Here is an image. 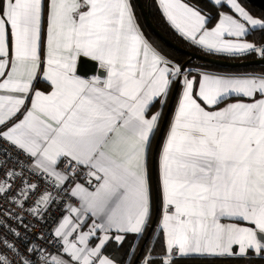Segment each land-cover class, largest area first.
<instances>
[{
    "label": "snow or ice",
    "instance_id": "snow-or-ice-1",
    "mask_svg": "<svg viewBox=\"0 0 264 264\" xmlns=\"http://www.w3.org/2000/svg\"><path fill=\"white\" fill-rule=\"evenodd\" d=\"M155 3L247 70L131 0H0V264H264V12Z\"/></svg>",
    "mask_w": 264,
    "mask_h": 264
},
{
    "label": "trees",
    "instance_id": "trees-1",
    "mask_svg": "<svg viewBox=\"0 0 264 264\" xmlns=\"http://www.w3.org/2000/svg\"><path fill=\"white\" fill-rule=\"evenodd\" d=\"M144 7L146 8L149 18L151 20V22L153 23V25L167 38H169L171 41L175 42L176 44H178L179 46L187 49V50H191L194 51L196 53H200V54H204L206 55L204 52L198 50L197 48L194 47H190L185 41L182 40V38L167 24V22L164 20V18L162 17L161 13L159 12L155 0H141ZM193 3H199L201 7H204L205 10H208V6L209 3L206 0H192ZM131 3L134 6V11H135V15L137 17V21L140 24L142 31L144 32L145 36L147 39H149L150 42H152L154 45H156L157 47L161 48L166 55H169L171 58L176 59V60H180L182 62H184L187 59V55L180 53L168 46H166L156 35L153 34L152 30L149 28V26L147 25V23L144 20V17L140 11V9L138 8V5L136 3L135 0H131ZM245 6L248 7L254 14L259 15L262 12H264L263 10L259 9L258 7H256L255 5H253L252 3H249L247 0H244ZM249 39H252V37H249ZM208 56H212V55H208ZM215 57H219V58H226L229 59L227 57L224 56H215ZM241 59H252L251 56L249 57H241V58H235V59H229V60H241ZM191 64L193 65H199V64H204L210 68L213 69H219L222 71H241V70H247L246 68H242V67H237V68H220L208 63H204L198 60H192L190 61ZM129 240L132 239L131 236H129L128 238ZM111 245L109 246V250L111 249ZM127 247V241L125 242V248ZM191 264H239V262H229V261H221V260H215V261H192ZM254 264H261L260 261H254Z\"/></svg>",
    "mask_w": 264,
    "mask_h": 264
},
{
    "label": "water",
    "instance_id": "water-1",
    "mask_svg": "<svg viewBox=\"0 0 264 264\" xmlns=\"http://www.w3.org/2000/svg\"><path fill=\"white\" fill-rule=\"evenodd\" d=\"M138 8L140 9L145 22L147 23V25L149 26V28L152 30L153 34L156 35L166 46L180 52L183 53L185 55H187V59L184 62H189L192 60H198L204 63H208L220 68H237L240 67L241 64H247L248 61L252 60V59H241V60H229L226 58H219V57H215V56H208V55H204V54H200V53H196L194 51L191 50H187L181 46H179L178 44H176L175 42L171 41L169 38H167L166 36H164L151 22L148 12L146 10V8L144 7L143 3L141 0H135ZM249 3H252L253 5H255L256 7H258L259 9L264 11V0H247Z\"/></svg>",
    "mask_w": 264,
    "mask_h": 264
},
{
    "label": "crops",
    "instance_id": "crops-1",
    "mask_svg": "<svg viewBox=\"0 0 264 264\" xmlns=\"http://www.w3.org/2000/svg\"><path fill=\"white\" fill-rule=\"evenodd\" d=\"M206 1H208V3H209V0H206ZM189 2L193 3L192 0H189ZM212 69H213V68H212ZM214 70L222 71V70H219V69H214Z\"/></svg>",
    "mask_w": 264,
    "mask_h": 264
}]
</instances>
